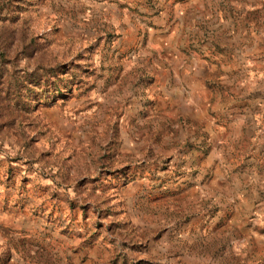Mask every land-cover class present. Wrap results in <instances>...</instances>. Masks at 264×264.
Returning a JSON list of instances; mask_svg holds the SVG:
<instances>
[{
    "label": "rangeland",
    "instance_id": "374dc122",
    "mask_svg": "<svg viewBox=\"0 0 264 264\" xmlns=\"http://www.w3.org/2000/svg\"><path fill=\"white\" fill-rule=\"evenodd\" d=\"M0 264H264V0H0Z\"/></svg>",
    "mask_w": 264,
    "mask_h": 264
}]
</instances>
